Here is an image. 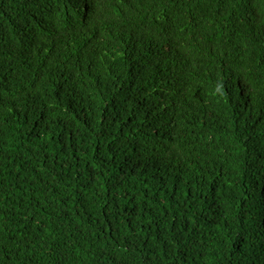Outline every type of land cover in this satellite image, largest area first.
Instances as JSON below:
<instances>
[{
    "label": "trees",
    "instance_id": "16d2710c",
    "mask_svg": "<svg viewBox=\"0 0 264 264\" xmlns=\"http://www.w3.org/2000/svg\"><path fill=\"white\" fill-rule=\"evenodd\" d=\"M0 264H264V0H0Z\"/></svg>",
    "mask_w": 264,
    "mask_h": 264
}]
</instances>
